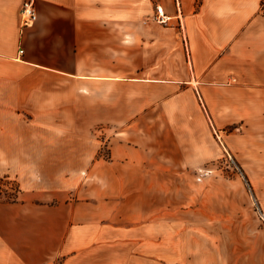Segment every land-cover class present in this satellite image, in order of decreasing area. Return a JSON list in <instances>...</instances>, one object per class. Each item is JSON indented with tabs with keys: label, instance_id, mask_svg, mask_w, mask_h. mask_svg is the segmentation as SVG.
<instances>
[{
	"label": "crops",
	"instance_id": "1",
	"mask_svg": "<svg viewBox=\"0 0 264 264\" xmlns=\"http://www.w3.org/2000/svg\"><path fill=\"white\" fill-rule=\"evenodd\" d=\"M22 1L0 0V264H124L188 232L187 171L232 143L264 170V0H36L28 28Z\"/></svg>",
	"mask_w": 264,
	"mask_h": 264
},
{
	"label": "rangeland",
	"instance_id": "2",
	"mask_svg": "<svg viewBox=\"0 0 264 264\" xmlns=\"http://www.w3.org/2000/svg\"><path fill=\"white\" fill-rule=\"evenodd\" d=\"M231 129L233 127L228 133ZM103 130L104 127L96 125L93 134L94 139L101 142L100 156L107 157ZM56 140L51 135L43 138L48 145ZM231 145L232 150L224 151L216 168L187 171L182 175L188 180L180 187L179 194L187 199L189 209H194L191 199L197 201L196 212L193 210L186 218L188 232L169 235L170 242L163 241V234L156 233L154 251L124 250V264H152V261L153 264H216L242 259L247 261L244 264H258L259 244L264 243V209L260 206L261 197L264 198V186H260L264 170L245 165L241 144ZM254 150L257 151V147ZM192 176L194 179L190 180ZM199 179L201 182H197ZM18 192V171L0 170V201L16 200ZM168 243L172 248H168Z\"/></svg>",
	"mask_w": 264,
	"mask_h": 264
},
{
	"label": "built area",
	"instance_id": "3",
	"mask_svg": "<svg viewBox=\"0 0 264 264\" xmlns=\"http://www.w3.org/2000/svg\"><path fill=\"white\" fill-rule=\"evenodd\" d=\"M20 17H21V27L28 28L31 27L35 21L37 20V12H36V0H23L20 9ZM169 17H167L162 8L156 7V12L153 17V20L159 24H167L169 21ZM21 54L22 51L20 50Z\"/></svg>",
	"mask_w": 264,
	"mask_h": 264
}]
</instances>
